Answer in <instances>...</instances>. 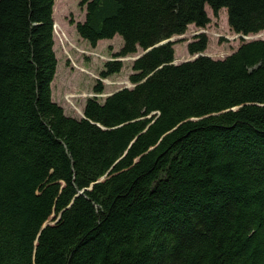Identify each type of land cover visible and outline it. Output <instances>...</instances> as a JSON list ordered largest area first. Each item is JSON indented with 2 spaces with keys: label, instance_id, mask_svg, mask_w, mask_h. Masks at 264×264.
I'll use <instances>...</instances> for the list:
<instances>
[{
  "label": "trees",
  "instance_id": "16d2710c",
  "mask_svg": "<svg viewBox=\"0 0 264 264\" xmlns=\"http://www.w3.org/2000/svg\"><path fill=\"white\" fill-rule=\"evenodd\" d=\"M55 1L0 0V264H264V40L163 43L207 6L264 32V0H81L80 37L124 43L102 78L150 50L80 119L53 99Z\"/></svg>",
  "mask_w": 264,
  "mask_h": 264
},
{
  "label": "rangeland",
  "instance_id": "374dc122",
  "mask_svg": "<svg viewBox=\"0 0 264 264\" xmlns=\"http://www.w3.org/2000/svg\"><path fill=\"white\" fill-rule=\"evenodd\" d=\"M80 3L81 0H56L54 49L58 58V67L52 83L54 101L64 108L67 116L78 119L84 117V109L89 99L97 98L100 103H104L111 94L127 87H134L129 77L134 73L132 66L136 57L135 55L118 58L123 60L122 71L109 78H102L101 72L105 63L115 59L114 54L122 49L124 43L118 35L114 39L100 41L96 48L83 40L76 29L77 23L83 22L86 16L85 8H82ZM206 10L211 23L205 29L192 25L186 34L174 38L177 64L194 60L196 55L192 56L188 52V44L193 41L195 35L202 32L207 33L209 44L201 55L213 59L230 56L244 42L264 40V32L250 37L236 34L229 26L226 9L221 10L218 17L214 16L209 6ZM141 53L140 50L139 54ZM99 82L105 87L102 94H97L94 90Z\"/></svg>",
  "mask_w": 264,
  "mask_h": 264
},
{
  "label": "water",
  "instance_id": "95a60500",
  "mask_svg": "<svg viewBox=\"0 0 264 264\" xmlns=\"http://www.w3.org/2000/svg\"><path fill=\"white\" fill-rule=\"evenodd\" d=\"M169 41H173V39H170V40H168V41H165L164 43L169 42ZM149 50H150V49H149ZM149 50H147V51H145V52H143V53H141V54L136 55V57L134 58V61L137 60V59H139L142 55H144L145 53H147ZM200 55H201V54L196 55V57H195L194 59H196V58L199 57Z\"/></svg>",
  "mask_w": 264,
  "mask_h": 264
}]
</instances>
